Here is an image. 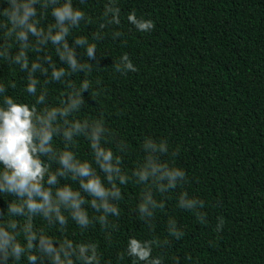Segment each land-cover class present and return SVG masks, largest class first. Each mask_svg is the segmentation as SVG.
<instances>
[{
  "label": "trees",
  "instance_id": "16d2710c",
  "mask_svg": "<svg viewBox=\"0 0 264 264\" xmlns=\"http://www.w3.org/2000/svg\"><path fill=\"white\" fill-rule=\"evenodd\" d=\"M106 2L73 0L86 20L70 31L69 43L78 36L90 40L94 33L102 36L95 41L99 63L88 61L85 50L78 49L81 63H93L91 73L77 72L68 78L77 86L85 78L92 81L78 118L102 116L115 139L128 146L121 154L115 141L106 145L123 155L122 167L129 175L142 157L145 137L166 140L170 151L178 149L172 162L186 172L187 182L156 195L166 207L155 210L152 229L135 211L144 186L130 182L120 186L121 216L110 217L119 227L110 240L98 224L81 233L71 221L68 237L98 243L101 264H132L128 257L117 258L130 236L152 240V255L162 258L163 264H264V0H117L121 24L101 30ZM132 11L138 18L151 19L154 29L137 31L127 21ZM53 22L49 13L41 26ZM114 32L122 35L114 39ZM47 51L60 63L51 44ZM123 54L136 72L115 71ZM37 77L38 89L42 86L49 102L56 104L65 85L45 84V77L39 73ZM12 81L17 88H9V94L31 102L19 65L0 59V82ZM73 151L91 160L83 137ZM182 191L203 202L198 211L206 214L205 223L178 206ZM8 199L0 197L5 219ZM88 211L95 215L91 208ZM218 217L224 219L219 232ZM170 219L183 231L182 238L168 234ZM34 223L38 229L47 227L39 217ZM48 234L60 235L56 228Z\"/></svg>",
  "mask_w": 264,
  "mask_h": 264
},
{
  "label": "clouds",
  "instance_id": "9594fccd",
  "mask_svg": "<svg viewBox=\"0 0 264 264\" xmlns=\"http://www.w3.org/2000/svg\"><path fill=\"white\" fill-rule=\"evenodd\" d=\"M49 13L54 22L41 26ZM102 19L101 30L121 24L117 0H107ZM85 20V12L74 7L73 0H0V59L19 65L26 81L24 91L33 98L23 102L9 94V88H17L15 81L8 85L0 82V197L9 198L7 219L5 211L0 210V264H101L98 243L68 237L70 221L81 233L98 224L105 239L110 240L119 227L110 217L119 220L121 216L120 186L134 182L144 186L135 210L138 219L152 229L155 210L166 207L156 195L163 196L187 182L186 172L172 162L178 149L170 151L166 140L145 137L140 144L142 157L129 175L122 167L123 155L106 145L115 141L121 154L127 153L128 146L115 139L102 116L78 118L85 104L84 94L93 85L88 78L78 86L68 78L77 72L91 73L93 63H81L78 49L85 50L88 61L99 63L95 41L102 39L98 32L92 34L91 40L78 36L69 43L70 31ZM127 21L140 32L154 29L151 19L138 18L135 11L128 13ZM120 35L114 32L113 38ZM49 44L60 63L47 51ZM30 52L36 54L34 58H30ZM115 71L127 74L137 68L123 54ZM37 73L46 78L45 84L65 85L56 104L49 102L42 86L38 89ZM80 137L88 142L91 160L73 151ZM57 142L60 147L54 146ZM177 203L193 211L200 223L206 222V214L198 211L203 202L190 198L187 191L180 192ZM89 208L95 215L89 214ZM37 217L46 223V228L35 226ZM223 226V217H218L216 231ZM52 228L60 235H49ZM167 231L177 240L184 235L174 219L168 221ZM152 251V240L130 236L117 258L123 261L128 257L132 264H163Z\"/></svg>",
  "mask_w": 264,
  "mask_h": 264
}]
</instances>
